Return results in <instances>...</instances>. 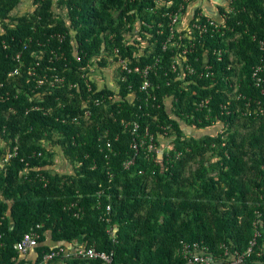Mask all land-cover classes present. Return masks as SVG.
<instances>
[{
	"label": "trees",
	"instance_id": "1",
	"mask_svg": "<svg viewBox=\"0 0 264 264\" xmlns=\"http://www.w3.org/2000/svg\"><path fill=\"white\" fill-rule=\"evenodd\" d=\"M219 1L191 0L185 17L204 3L224 12ZM180 2L0 0V157L3 149L16 141L19 145L18 156L0 171V264H41L59 246L65 253L48 264H104L64 257L92 245L112 252L114 264H182L177 251L184 243L207 247L214 257L223 253L221 243L232 254L248 247L256 209L264 212V205L257 207L264 202V94L252 82L262 59L264 0H236L247 11L230 15L227 23L234 32L226 31L223 41L218 35L206 38L197 53L207 54L213 77L188 81L178 80L172 68L177 47L170 43L163 51L171 30L167 14ZM130 31L134 39L128 41ZM185 35L179 31L175 42L178 37L184 42ZM29 39L22 61L27 67L40 62L37 77L57 72L65 83L37 89L36 77L28 78L26 68L8 81L20 65L13 57ZM114 47L133 67L159 60L151 75L160 86L154 101L159 107H145L139 75L121 80L111 62ZM213 49H229L234 58L225 55L218 61ZM195 56L188 58L199 69ZM105 95L115 97L106 100L107 108L93 105ZM240 95L251 100L250 108ZM206 100L209 104L201 106ZM86 109L92 112L89 122H63ZM143 111L150 115L142 116ZM134 120L142 128L149 126L159 157L148 153L147 144L126 168L135 150L125 124ZM195 131L200 136L192 135ZM162 141L182 151L181 159L168 161L163 148L158 155ZM58 155L73 165V172H54ZM107 205L112 206L110 223L104 218ZM39 224L42 238L29 261L14 247ZM109 227L114 234H108ZM259 230L251 260L264 264V213ZM260 251L263 255L257 257Z\"/></svg>",
	"mask_w": 264,
	"mask_h": 264
},
{
	"label": "built area",
	"instance_id": "2",
	"mask_svg": "<svg viewBox=\"0 0 264 264\" xmlns=\"http://www.w3.org/2000/svg\"><path fill=\"white\" fill-rule=\"evenodd\" d=\"M191 0H182L180 2L179 6L176 8V10L170 12L167 14L171 24H170V35L166 43H164L163 51H166L168 48V45L171 43L174 46H178L181 37H178L177 39V33L179 31H186L185 39L182 44H184V48L181 52H179V56H176L177 62H179L180 69H178L177 64L173 63L172 68L174 72H177V79L178 80H191L194 77L202 78H210L213 77L214 72L213 66L210 64L209 58L207 57V54H198L199 47H205L204 40L206 38H214L216 35L220 36L223 40H227L226 37V31L234 32V28H232L230 25H228V21L230 20L231 14H236L239 11H247L246 7H237L236 0H220L219 2H216V4L219 5V3L222 4V8L225 7V11L222 12L220 9L216 8L218 15L217 17L206 15L203 11H199V9H192L190 12V15L188 17V9H186V5ZM238 8V9H237ZM185 17V19H182ZM178 30V31H177ZM113 38V36H111ZM237 38L239 37L236 36ZM54 38L58 40H63V35L56 34ZM232 41L234 38L231 39ZM32 39H29L27 42L24 43L23 50L20 51L15 57H13V60H15L20 65L16 67L9 75H8V81L11 79H16L18 76H21L23 73V69L26 68V75L28 78L36 77V88L39 89L46 84H50L52 86L56 84H63L65 83V76L60 75L59 73L55 72L52 75H49L48 73L43 74L41 77H37V70L41 67L40 62H37L35 67H27L26 62H23V56L24 52L28 50L32 44ZM204 42V43H203ZM5 45V43H4ZM29 47V48H28ZM7 49V47H4ZM259 48L262 52V59L258 66H256L253 69L252 73V82L253 84L261 89L262 94H264V40L259 41ZM115 56L119 55V50L114 49ZM212 54L218 59V61H222L223 57L225 55H228L230 60L232 61L234 58V54L229 51V49H213ZM189 55H196L195 56V62L201 63V68H197L194 64H192L188 58ZM58 58V57H57ZM215 58V59H216ZM117 66L119 67L120 73L124 76L122 77L125 79L126 75H139L141 79H143V83L141 85V92L145 93V101H146V108L151 107L154 108L156 106L159 107V105H156L154 101L157 100V97L155 95L157 89L160 87L157 84H154L151 80L150 76L153 72L152 66H148L145 69H142L138 66L131 67L129 62L123 59L121 56H118ZM93 72V69H91ZM88 84V89L91 90V86L89 84V80L86 81ZM229 84V81L227 82ZM3 83H0V86L2 87ZM77 85H71L70 88L75 87ZM239 84L236 83L235 91L239 89ZM10 94L9 92L7 93ZM17 97V96H16ZM114 96H103L101 99L96 98L93 101V105L96 107H99L101 105H104L105 108L108 107L106 100L112 102L114 101ZM242 98L243 100L247 99V97H244L243 95H240L239 99ZM3 100H5L2 97ZM248 101L245 103V106L250 108L251 106V100L247 99ZM209 104V100L203 101L201 103V106H206ZM42 110L40 107H35L32 110ZM143 109V105L140 106V110ZM11 111L15 113L13 108H11ZM51 110H49L50 112ZM146 111H143L142 116L146 117L149 116ZM92 118V112L91 109H86L83 114H77L75 116H68L66 119H64V123H72L73 125L79 126L82 124V122H89ZM125 127H128L129 132L134 140V150H135V156L133 160L127 162L125 164V167L128 168L131 164L134 163L136 157L138 156L141 149L147 148V144H150V148H148V153L153 154L155 152V148L157 147V144L154 142L155 136L151 133L149 126H146L142 128L140 121L134 120L129 121L125 124ZM221 133L224 134V130H221ZM108 132L104 133V137H107ZM225 137V135H224ZM224 139V138H223ZM2 141V140H1ZM3 142V141H2ZM4 146V145H3ZM107 148L109 150L112 149L111 142L107 141ZM19 153V145L16 141V146L7 149H3V154L0 157V171L3 170L5 166H8L11 161L18 156ZM38 155L39 157L42 156V153H34V156ZM168 156V155H167ZM180 156V154H178ZM154 158V154H153ZM102 195V193H99V196ZM264 205L262 203H258L257 207H261ZM264 213V212H263ZM263 213L257 208L256 209V219L254 222V235L251 241L249 242V245L244 250H238L235 251L232 254L231 249L225 244L221 243V250H223V253L219 255V257H214L212 254L209 253V249L207 247H201L199 244H187L184 243L181 245V247L177 251L178 257L180 256L184 262L182 264H249L248 261L251 260V257L255 254V250L258 245V238L261 237V232L259 230V221L261 217L263 216ZM78 216V213L75 214V216ZM111 216H112V206L107 205L106 207V213L104 215L105 220L110 223L111 222ZM43 228V225L39 224L35 227L31 228L30 231L24 234L22 240L18 242L15 245V250H17L22 256L26 257L27 260L31 261L33 257L34 249L39 247L40 240L42 238V235L40 233V230ZM108 234H114V230L112 227H109ZM1 238V236H0ZM65 253V248L63 246H59L58 249L52 251L51 253H47L43 257V261L41 264H48L49 262L53 261L55 258L60 257ZM262 251L257 253V257H261ZM65 258H77L82 260H102L104 264H114V255L113 253H107V252H101L97 249L96 245L92 246H82L72 252H67L64 255ZM34 261V257H33ZM254 264H262L260 261H252ZM31 264V263H27Z\"/></svg>",
	"mask_w": 264,
	"mask_h": 264
},
{
	"label": "clouds",
	"instance_id": "3",
	"mask_svg": "<svg viewBox=\"0 0 264 264\" xmlns=\"http://www.w3.org/2000/svg\"><path fill=\"white\" fill-rule=\"evenodd\" d=\"M202 10L201 11H203L206 15H209V16H213V17H217V15H218V12H217V10H216V8H215V15H212L211 13H209V9H205V7H202L201 8ZM127 28L129 29L130 28V26L128 25L127 26ZM133 34H134V32L133 31H130L127 35H126V39L128 40V41H130V40H133L134 39V37H133ZM111 36H113V38L111 37ZM116 37H117V34L116 33H112L111 35H110V39L111 40H113V41H115V39H116ZM168 47H169V45H168ZM174 47H177V50L179 51V52H181L182 50H183V48H184V44H182V43H179V45L178 46H174ZM118 49L119 50V55H117V56H115V54H114V49ZM168 49V48H167ZM111 50V52L113 53V57H112V59H111V62H112V65L114 66V68L116 69V70H118L119 71V75L121 76V80L122 81H125V80H127L130 76H133V75H126L125 76V79H123L122 77L124 76L123 74H121L120 73V70H119V67L117 66V61H118V56H121L123 59H125L126 61H128L126 58H124L121 54H120V49H119V47H114L113 49H110ZM167 51V50H166ZM179 52H178V54H179ZM177 58V57H176ZM176 58H174V60H173V63H176L177 65H178V67H179V69H180V63L179 62H177V60H176ZM129 62V61H128ZM159 62V60H157L156 61V63L154 64V65H147L146 67H148V66H152V68H153V72L152 73H154V66L157 64ZM173 63H172V65H173ZM130 64V63H129ZM260 64V63H259ZM258 64V65H259ZM257 65V66H258ZM130 66L131 67H133L131 64H130ZM138 67H140V66H138ZM146 67H140V68H142V69H145ZM93 69V68H92ZM93 71H94V69H93ZM155 74V73H154ZM152 75V74H151ZM135 76V75H134ZM150 78H151V76H150ZM151 80H152V78H151ZM153 81V80H152ZM115 82H117V81H115ZM160 88V87H159ZM158 88V89H159ZM157 92V91H156ZM1 141V140H0ZM2 142V141H1ZM3 143V142H2ZM4 147V146H3ZM157 148V147H156ZM156 148H155V152L154 153H156ZM175 152V154H174V157H172V155H171V152ZM189 151V150H188ZM153 153V154H154ZM153 154H151V155H153ZM165 154V158L168 160V159H170V160H168V161H171L172 160V158L173 159H177V160H180L181 159V157L183 156V152L182 151H177V150H175L174 148L171 150V145H170V147H169V151H165V149H164V153H163V155ZM178 154H180V156H178ZM158 155H161V153H158ZM168 155V156H167ZM159 157V156H158ZM158 157L157 156H155L154 155V158L155 159H158Z\"/></svg>",
	"mask_w": 264,
	"mask_h": 264
},
{
	"label": "rangeland",
	"instance_id": "4",
	"mask_svg": "<svg viewBox=\"0 0 264 264\" xmlns=\"http://www.w3.org/2000/svg\"><path fill=\"white\" fill-rule=\"evenodd\" d=\"M192 135L198 137V136H200V133L195 131L192 133ZM170 145H171V150H172L173 144H171L170 142H167V141H162L160 144V147H158V149H157V154H158V152H161L160 149H162V148L165 149L166 152L169 151ZM0 148H3V147H1V144H0ZM59 151H61V150L58 149V152ZM54 163L56 166L53 168H56V171H54L56 173L73 172V165L70 162H66L65 160H63V158H61L60 155L54 157ZM196 166L197 165H195L194 167H196Z\"/></svg>",
	"mask_w": 264,
	"mask_h": 264
},
{
	"label": "crops",
	"instance_id": "5",
	"mask_svg": "<svg viewBox=\"0 0 264 264\" xmlns=\"http://www.w3.org/2000/svg\"><path fill=\"white\" fill-rule=\"evenodd\" d=\"M203 6L205 7V9L210 10L209 13H211L212 15H215V5L209 6V3H204ZM0 144H1V146L4 145L3 143H1V141H0ZM48 242L50 244V239H48Z\"/></svg>",
	"mask_w": 264,
	"mask_h": 264
}]
</instances>
